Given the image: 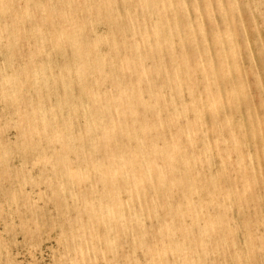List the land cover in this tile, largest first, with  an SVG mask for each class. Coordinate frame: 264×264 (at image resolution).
Listing matches in <instances>:
<instances>
[{
	"label": "rangeland",
	"instance_id": "374dc122",
	"mask_svg": "<svg viewBox=\"0 0 264 264\" xmlns=\"http://www.w3.org/2000/svg\"><path fill=\"white\" fill-rule=\"evenodd\" d=\"M1 1L11 8L0 12V29L10 31V36L4 33L0 39V264H264V0H179L182 11L172 9L173 18L167 19L141 11L154 0L142 6L136 0L130 5L110 0L112 9L103 15L114 16V24L92 19L91 27L83 33L93 41L97 36H108L111 30L125 32L138 22L144 26L147 43L138 47L146 77L133 75L122 81L132 82L128 85L133 88L138 83L134 99L153 94L149 106L137 105L136 112L144 115L137 125H155L142 136L131 132L124 138L117 131L106 139L110 146L105 148V138L98 136L94 149L86 140L88 134L97 137L101 128H93L88 134L85 131L89 116L80 114L87 101L79 96L84 82L71 80V89L79 96L72 105L80 109L79 113L64 112L67 106L62 104L63 111L56 103L61 97L60 70L73 54L67 47L59 51L48 45L50 31L46 29L31 35L37 25L42 26V13L55 1ZM165 1L174 5L177 0ZM24 9L31 16L23 18ZM126 11L134 18L129 23L123 17ZM101 41L97 50L108 55V41ZM120 45L131 47L124 42L118 45V52L126 48ZM34 71L39 77L44 71L40 78L47 77L49 82L40 87V101L30 76ZM108 83L99 88L103 97L112 95ZM31 103L40 104L37 112L45 120L40 122L38 116L29 113ZM87 103L91 109L93 102ZM108 112V118L115 120L114 109L109 107ZM43 125L48 128L44 130ZM52 129L57 131L56 140ZM135 137L140 145L155 143L157 153L148 151L149 157L144 155L141 165L145 160L155 163L166 178L172 179L173 188L167 190L161 185L154 189L156 175L151 173L148 182L152 186L141 187L137 199L133 200L134 190L122 189L118 194L123 214L129 217L126 230L114 231L113 224L108 230L94 219L92 225L85 224L90 221L85 202L92 203L89 214L93 216L101 208L100 201L111 197L93 191L99 183L98 173L84 176L93 165L86 161L87 155L93 154L92 162L106 154L135 164L136 157L145 151L134 149L130 142ZM177 142L190 167L177 156ZM65 144L69 147L62 149ZM168 151L173 152V158L165 160L162 154ZM133 172L129 170L126 175ZM161 240L165 242L164 252L150 258L149 250L160 248ZM106 242L114 251L106 249ZM169 243L178 247L175 250L186 247L187 258H178ZM91 244L92 260L89 256L82 259L79 251L86 253Z\"/></svg>",
	"mask_w": 264,
	"mask_h": 264
},
{
	"label": "bare ground",
	"instance_id": "6f19581e",
	"mask_svg": "<svg viewBox=\"0 0 264 264\" xmlns=\"http://www.w3.org/2000/svg\"><path fill=\"white\" fill-rule=\"evenodd\" d=\"M48 1L51 2L52 0H48ZM54 1L56 4L51 5L50 8H48L49 9L48 11H44L43 13L41 11L42 15H41L40 20H41L42 26L40 24L37 25V27H35L32 30V32L29 29H27V30H29L31 32V35H33V36H37V35L42 34L44 29L50 31V39L48 40V45L52 46L53 49H57L59 51H63V48L67 47L68 50L73 54L71 61H69V59H68L67 60L68 63H65L64 68H61V70H60L61 74H59L58 77H60L61 79L58 83H59L60 88H61V97H59V99H58V97L57 98L55 97V98H56L57 105H61L58 107H61V109L64 108V106L62 104H65L67 106V107L65 106L67 108V111H64L62 109L64 112H77V110L80 111V109H76V107L74 108V105H72L74 103V99L75 98L79 99V96L82 97V99L86 100L87 102H93L92 106L90 105L91 109H90V107H88L89 105L87 102L84 103L81 107L82 114H80V115H86L87 114L89 116V122L85 124V128H86L85 131L87 134L89 132H91L93 130V128H96V129L101 128V129H100L99 135H97V137H95V138H94L95 134H93L94 135V136H92L93 138L91 137L92 134H88V136L90 135V137H88L86 140L87 146L91 149H94L96 142H97V139H98V136L102 135L105 138V140H103V142H102V148L108 147V146H110V144L106 139L109 136L115 135V133L117 131L120 135H123L124 138H128L129 134L131 132L141 133V136H142V135H145L147 133H150V131H153L155 124L147 123V124L137 125L140 121H142V117H144V115L142 116L141 114H138L136 112V106L137 105L138 106L141 105L142 108L147 107V105H148L147 102H148L149 98L152 97L153 94L148 93V95L146 94L147 96H145L142 99H136L137 97L134 99V97H133L134 96V89H137L138 83H137L136 87L133 88L132 86L128 85L132 82H129L126 80L124 82L122 81L123 79H127V78L129 79V77H132L133 75H136V76L141 75L143 78L146 77V75H145L146 68H145V65L143 64L144 63L143 62L144 57L142 56V54L139 50V47H138L141 44L147 43L148 36L145 33L146 31H145L144 26H142V24L140 22H138L140 24L137 23L136 27L131 28L129 30H126L125 32H118V31L111 30L107 34L108 36L101 37V36L96 35L98 38H95V39H93V41H90V40H87V38L85 37V34L83 32H84V30H89V28L91 27V22L93 23L92 19H96L98 22H102L105 24H110V25L114 24V23H112L114 16H112L113 18L110 19L109 17L103 15V13H107V11H111V9H112L111 1L110 0H95L92 3H87L86 0H54ZM121 1H123L124 3L129 4V5L132 3L131 0H121ZM146 1L147 0H136V2H138V4H140L141 6L144 3H146ZM154 1L155 2H151V3H148L146 5V7H148L149 9L148 8H146L144 10L141 9V11L142 12L144 11L147 13L153 12L154 16L159 18V19L173 18V16H170V13L171 14L175 13V11L174 10L172 11V9H176V11H179V12L182 11L179 0H177L175 3L173 2L174 5L171 2H168V1L166 2L165 0H154ZM40 6H42V5H40ZM10 8H11V6L4 5L2 3V1L0 0V12H2V14H3V11L9 12ZM134 9H136V8H134ZM20 13H21V11H20ZM18 16H20V15H18ZM28 16H31L30 12L28 11V9H24V12L22 13V17L28 18ZM117 17L118 16H116V18ZM123 17L127 23H129V21L134 19L133 15H131L127 11L125 13H123ZM123 17H122V19H123ZM23 21H25V20L23 19ZM56 22H58L57 25L55 24ZM12 23H15V22L13 21ZM122 28H123V26H122ZM27 30H24V31L27 32ZM4 33L6 36H10V31L5 30V29H0V39L3 37L2 35ZM16 34H15V36H16ZM116 36H117V38H116ZM168 36L170 38V35H168ZM18 38H19V36H18ZM25 38L27 40V37H25ZM15 39L16 38H14V40ZM35 39H37V38L35 37ZM101 40L108 41L107 44H108L109 49H110V52L108 53V55H101L99 52L100 50H97V47H98L97 44H99V43L102 44ZM124 42H128L131 47H129V46L126 47V46L120 45L119 47H126V48L124 50L118 52V50H117L118 45L123 44ZM156 42H157V37H155V43ZM38 47L39 46L35 47V51L37 50ZM10 50H11V48H10ZM64 50H65V48H64ZM46 54H49V53H46ZM42 58H44V57H42ZM62 58H63V56H62ZM31 59H33V58H31ZM35 60H36V58H35ZM28 62H29V60H28ZM47 62H46V64H48ZM49 62H52V61L49 60ZM104 66H106L105 67L106 69H103ZM50 67H51V65H50ZM34 68H36V67H34ZM43 68H46V67H43ZM57 68L59 69L60 67H57ZM117 69H120V71L118 73H117ZM52 70H53V68H52ZM44 71H45V69H44ZM44 71L41 72L42 73V75L40 74L41 76L45 75ZM26 75L29 77V72L26 73ZM31 75H33L31 79H32L33 84H34L35 97L38 98V101H40L41 97L38 96V92L41 89L40 87L41 86L46 87V85H47L46 83H49V82L47 79H45L47 77H45L44 79L40 78L41 76L39 77V74H37V71L31 72L30 76ZM55 75H56V73H55ZM143 75H145V76H143ZM55 77L57 78V76H54V78ZM38 78H40L39 81H38ZM72 78L77 80V81L84 82L83 88L79 90V96H78V94H75V92L72 91V89H71ZM29 79H30V77H29ZM142 80L143 79L138 80V81H142ZM16 81H17V79H16ZM54 81H56V80H54ZM39 82H42V83H39ZM104 82H109L108 84L111 86L112 95H110L109 97H103L104 93H102L99 90V88L102 86V84ZM50 83H51V81H50ZM54 84H57V83L54 82ZM51 87H52V85H51ZM53 90H55V88L52 89V91ZM58 90L56 89V91H58ZM49 91L51 92V90L48 89V92ZM13 93H15V91H13ZM10 94H11V92H10ZM7 95H9V94H7ZM107 95H109V94H107ZM31 96H30V99H32ZM47 96H46V98H47ZM105 96H106V94H105ZM10 100H12V99H10ZM29 103L30 102L28 101V104ZM74 104H77V103L75 102ZM78 104L80 105V103H78ZM38 105H40V104L33 105L31 103L29 105V106H31V110L29 113L33 116H38L37 120L41 122L42 119L43 120H45V119H44V116L41 118L40 114H38V112H37V110H38L37 106ZM191 105H192V103H191ZM214 106H215V104L214 105L212 104L211 108H214ZM109 107L114 109L115 116H116L115 120L111 119L110 117L108 118V114H109L108 108ZM53 109H55V108H53ZM53 109H51V110H53ZM89 110H91L90 111L91 113L89 112ZM145 111H146V109H145ZM62 112H59V114ZM148 112H149V110L147 111V113ZM77 113H79V112H77ZM67 114H69V113H67ZM61 116H65V115L61 114L60 117ZM75 118H77V117H75ZM65 123L67 124V122H65ZM56 124H57V122H56ZM71 125H74V124L71 123ZM43 128L45 130L46 128H48V126L46 127L45 125H43ZM30 129L33 130L34 128L30 126ZM72 131H70V133ZM56 132L57 131H55V129H52V135H53L52 138H54L55 140L58 138V134H56ZM121 132H125V133L122 134ZM67 136L71 137V135H67ZM137 138L138 137H135L130 143H132V142L134 143V149L142 148L145 151L143 154H140L136 157V163L135 164L129 165L131 162L129 160H127V158H125V162L123 163L119 156H116V155H108L107 156L106 154H105L104 159L99 160V161L96 159L97 160L96 162L95 161L92 162L93 161V154L87 155L86 161H90V163H93L94 166L91 165V167H89V170L84 172V176L88 177L89 175H91L90 173H95V174L98 173L99 183L94 187L93 191H95V193H97L99 195L102 194V195H106V197L107 196H111V197H107V199H105L103 201V203H102V200L100 201L99 206L101 208H99L97 214H93V216H90V214H89L91 212L90 206L92 203H90L89 201L85 202L84 207H85V210L87 211L86 213L88 214L89 219H90V221H88L85 224L92 225L91 220L94 219L97 224H104L106 228L113 224L116 227L114 229V231L116 230V231L120 232L122 230H126L127 223H128L126 221V219L129 217L123 214L124 213L123 212V205H120V200H119L118 194L121 192L120 190H122V189L126 190V191L134 190L133 196H135V197L133 198V200L137 199L138 196H140L139 194H140V188L141 187L143 188V187H151L152 186V184L150 182H148V175L151 173L156 175V180L154 181L155 186H153L154 189H156L155 187H157V186L160 189L161 185L166 187L167 190H171L173 188L172 184H171L172 179L166 178L165 174L162 173L160 167H158L155 163H151V161L145 160V162L141 165L143 156L145 155V156L149 157L148 151H151L154 153H157V151H156L155 143L154 144L149 143L148 145H142V144L140 145V144H138ZM71 139H70V142H72ZM75 140L76 139L74 138V142H75ZM141 140L143 141V139H141ZM57 142H59V139L57 140ZM65 146L62 145V149L68 148L69 144H65ZM174 147H175V149H177V152H176L177 156L181 159L183 164L187 167H190L189 159L183 157L184 155H181L182 153L185 154V151L182 150L181 152H179L181 150V148L179 147V143L178 142L175 143ZM189 153H190V151H189ZM162 156L164 157L165 160H170L173 158V152H170V151L165 152L162 154ZM139 157L141 158L140 161H138ZM95 158H96V155H95ZM223 168H224V166H223ZM129 170H134V172L129 174V175H126V172H128ZM225 170H226V168H225ZM95 178H97V176ZM156 190H158V189H156ZM148 193H149V191H148ZM93 194H94V192H93ZM99 195H97V196H99ZM95 198H97V197H95ZM90 199H92V198H90ZM97 199H99V198H97ZM100 199H101V197H100ZM91 202H92V200H91ZM96 204H98V202ZM96 204H94V205H96ZM210 222H212V221L210 220ZM96 223H95V225H96ZM204 223H205V221H204ZM167 225H168V223H166V225H164V226L167 227ZM173 227L174 226H172V228ZM107 229L110 230L109 228H107ZM177 229H179V227ZM174 230L176 231V229H174ZM174 230L172 229V231H171V229H170L171 232H173ZM171 232H170V234H172ZM177 234H175V235H177ZM173 236L174 235H172V237ZM172 239H174V237ZM117 240H118L117 237L112 239L113 243L115 241L114 244H116ZM130 240H131V238H130ZM183 240H184V238H183ZM134 241H136V240L134 239ZM177 241H178V239H177ZM130 242L132 244L133 241H130ZM136 242H135V245H136ZM199 242H201V241H199ZM80 244L82 246V243H80ZM80 244H77V245L80 246ZM131 244H129V245H131ZM178 244H180V243H178ZM189 244H191V242ZM103 245L104 246L106 245L105 247L109 251L113 250L110 243L106 242ZM173 245H176V244L173 243ZM194 245H193V247H194ZM92 246H93V244L89 245L88 251L86 253H83L81 250L79 251L80 257L82 259H84L85 257H87L89 259L90 254H91L89 251L92 252V250L90 248ZM120 246L123 247V245H121V244H120ZM168 246L171 249V252H173L174 254H177V256H179L178 258H180V256H182L181 260L187 258V256H185L186 247L182 248V249L179 248V249L175 250V248H178V247H176V246L172 247V243H169ZM195 246H197V245H195ZM74 247H75V245H74ZM164 247H165V242H163V240H161V247L160 248H154V249L152 248L149 250V253L151 255L150 258L154 259L159 254V252H164V250H165ZM79 249H81V248H79ZM187 249H188V246H187ZM98 250H96V251H98ZM116 250H118L117 247H116ZM133 250L135 251V249H133ZM69 252L71 253L72 251L70 250ZM69 252L66 254L69 255ZM188 252H190V251H188ZM92 254H93V252H92ZM102 254L104 255V253H102ZM107 258H109V257H107ZM158 258H161V255H159ZM91 260L92 259L90 257L89 261H91ZM89 261H88V263H89ZM150 261H152V260H150ZM152 264H155V263H152Z\"/></svg>",
	"mask_w": 264,
	"mask_h": 264
}]
</instances>
